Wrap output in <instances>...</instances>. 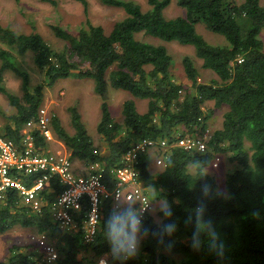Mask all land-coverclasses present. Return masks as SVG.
Listing matches in <instances>:
<instances>
[{
	"label": "trees",
	"instance_id": "obj_1",
	"mask_svg": "<svg viewBox=\"0 0 264 264\" xmlns=\"http://www.w3.org/2000/svg\"><path fill=\"white\" fill-rule=\"evenodd\" d=\"M77 1L87 16L88 2ZM99 1L123 10L126 17L110 33L89 20L76 33L51 27L65 43L59 51L36 31L19 34L0 23V93L17 111L1 135L19 142L24 124L37 116L44 102V90L72 76L93 81L94 93L102 100L97 132L106 154L95 145L76 108H70L74 135L67 133L56 116L54 132L72 159L87 165L100 163L111 187L109 171L121 167L126 154L141 141L172 144L210 129L214 112L206 110L208 103L224 109L221 128L212 131L205 153L171 148L157 176L149 171L148 154L139 157L146 194L166 200L172 215L166 217L162 210L160 222L152 215L143 221L140 226L147 235L132 258L121 259L123 251L112 247L106 237L114 210L110 200L102 205L100 230L90 245L83 241L81 228L72 233L59 229L49 211L55 195L47 193L41 213L9 193L8 202L0 203V234L19 226L47 236L59 254L54 264H97V259L108 254L110 264H264V0H175L184 16L172 19L166 12L174 0H146L148 11L131 0ZM199 24L224 38L225 44L207 42L197 31ZM138 35L192 47L203 70L213 78L202 82L197 62L186 56L179 71L188 83L176 81L172 74L175 60L167 48L138 40ZM27 55L43 76L35 87L19 62ZM6 72L21 79L22 96L7 89ZM109 87L144 100L147 111L140 114L135 101L128 100L122 107L123 123L116 122L108 102ZM37 137L39 145L47 148V142ZM221 155H227L235 168L226 177L224 191L207 171L211 159ZM130 211L116 212V218L123 219ZM168 223L176 225L172 235L161 231ZM213 234L222 250L212 249ZM9 253L0 264H47L39 251L28 253L13 245Z\"/></svg>",
	"mask_w": 264,
	"mask_h": 264
},
{
	"label": "rangeland",
	"instance_id": "obj_2",
	"mask_svg": "<svg viewBox=\"0 0 264 264\" xmlns=\"http://www.w3.org/2000/svg\"><path fill=\"white\" fill-rule=\"evenodd\" d=\"M54 3L51 4L46 0H20L17 4L14 0H0V23L4 27H9L13 31L19 34H30L32 31L39 33L49 44L56 50L63 49L65 43L58 39L51 27L58 26L65 30H71V32H78L81 27L85 25L89 20L93 25L100 26L110 33L114 25L122 21L126 14L123 10L118 8L107 7L101 4L99 0H86L88 2V15L84 5L77 0H51ZM142 6L144 11H148L150 8L146 0H131ZM166 15L169 19L184 16V11L178 6L176 1L167 9ZM197 31L201 34L207 42L212 45L225 44L224 38L217 36L209 32L203 24H199ZM264 40V33L261 35ZM138 40H142L154 45H162L167 48L169 54L174 58V66L172 69L173 77L176 81L186 83L183 73L179 71L182 68V60L184 57L189 56L197 62V68L200 73L203 74L202 82H208L213 77L202 68V61L195 58L193 48L190 46H184L178 42H164L155 38L145 37L143 35L137 36ZM19 62L22 64L24 70L31 75V84L33 87L38 86L43 81L37 71L34 70V65L29 55L19 58ZM188 83V82H187ZM4 84L7 89L17 95H21L22 81L10 72H6L4 75ZM45 98L42 104V108H45L49 115L53 118L56 116L61 126L69 133L74 135L72 127V119L70 108H76L83 124L85 125L89 135L92 137L96 146H101L102 154H106L103 141L101 140L97 127L101 119V98L94 93V83L91 80H78L74 76L60 80L54 87H48L44 90ZM128 100H134L137 110L140 114L146 112V103L144 100L134 99L133 96L124 90H117L109 87L110 110L112 117L118 123H123L122 107ZM213 110L211 114L210 131L221 128L223 120V110L214 109L212 103L207 104L206 110ZM17 114L16 109L10 104L8 99L0 93V134L3 129L11 124V118ZM200 135V134H199ZM54 151L64 152L71 155V152L67 149L62 141L56 137V143L51 146ZM161 151H153L151 157L147 158V163L150 171L157 176L163 170L162 166H156V160L163 158ZM218 168H215V161L211 159V164L207 171L216 177L219 188L221 191L225 189V180L227 175L235 168L229 161V157L221 155ZM192 172L195 171L194 166H190ZM148 194V192H147ZM154 202V211L152 216L156 222H160L159 213L160 209L159 201L154 197H151ZM37 233L32 229L16 226L4 234H0V261L6 260L10 253L9 249L13 245L23 247V250L29 252L39 251L41 254L43 251L40 249L37 242ZM143 236L140 239L137 252L140 251L143 243ZM55 245V244H54ZM88 256L92 257L91 254Z\"/></svg>",
	"mask_w": 264,
	"mask_h": 264
},
{
	"label": "built area",
	"instance_id": "obj_3",
	"mask_svg": "<svg viewBox=\"0 0 264 264\" xmlns=\"http://www.w3.org/2000/svg\"><path fill=\"white\" fill-rule=\"evenodd\" d=\"M38 134L48 145L56 143L52 117L45 108L25 124L19 142L0 134V203L6 204L8 194L12 193L32 211L41 213L46 193L55 195L49 205L53 221L66 233L81 228L83 241L88 245L97 239L102 205L106 200L112 202L118 214L126 209L138 210L140 225L153 214L154 202L140 180L138 164L141 155L159 150L166 152L172 147L202 154L206 152L212 135L208 129L195 137L178 138L172 144L150 139L141 141L126 154L121 167L109 171L114 184L111 187L104 180L105 169L100 163L85 166L69 154L44 148L38 143ZM219 162L217 158L216 168ZM157 165L164 166L163 159L158 160ZM37 242L43 251L44 262L54 264L59 257L55 245L45 235H38ZM109 258L108 255L102 256L97 264H110Z\"/></svg>",
	"mask_w": 264,
	"mask_h": 264
},
{
	"label": "clouds",
	"instance_id": "obj_4",
	"mask_svg": "<svg viewBox=\"0 0 264 264\" xmlns=\"http://www.w3.org/2000/svg\"><path fill=\"white\" fill-rule=\"evenodd\" d=\"M41 108H42V106L40 107V109ZM52 121H53V118H52ZM25 124L23 126V131H24V128H25ZM55 137H57L56 134H55ZM53 144L48 145V147L51 148V146ZM169 150H171V148ZM159 151L164 152L163 153V158H162L163 161H164V166H162V167L164 169V167H165V156H166V153L168 151H166V152L163 151V150H159ZM151 153L148 154V157H151V155H152ZM70 157H71V155H70ZM217 158H219V157H217ZM217 158H215L213 161L216 162V159ZM74 160L76 162H80L81 164H83L85 166L87 165V163H85L83 161H80L78 159H74ZM157 161L158 160H156V166H158L157 165ZM218 166H219V164H218ZM162 171L163 170H161V172ZM151 174L154 175L153 173H151ZM159 205H160V209H162L164 211L165 216L166 217H171L172 210H171V207L169 206L168 202L166 200H164V199H161L159 201ZM129 207H131V205H129ZM139 215H140V212L138 210H136V211H130L125 218L118 220L116 218V216H117L116 209H114L113 212H112V214H111V216H110V218H109V220L107 221L106 237L109 240L110 245L112 247L119 246V248L123 251V256L120 257L121 259H129V258L134 257L136 255V253H137V249H138V245L140 243L141 237L143 236V240H145V237L144 236L147 235V230L144 229V228L143 229L141 228V226L139 224V221L137 220V217ZM161 231H162V233H167L168 235H172L176 231V225L174 223L165 224L163 226V228H162ZM193 239H194V241L197 242L198 241V236H194ZM194 246H196V244ZM211 247H212V249L214 251H219V250H222V248H223L222 243H219L217 241V238L215 237L214 234H213V238H212ZM108 256L110 257L109 254H108Z\"/></svg>",
	"mask_w": 264,
	"mask_h": 264
},
{
	"label": "crops",
	"instance_id": "obj_5",
	"mask_svg": "<svg viewBox=\"0 0 264 264\" xmlns=\"http://www.w3.org/2000/svg\"><path fill=\"white\" fill-rule=\"evenodd\" d=\"M149 171H150V169H149ZM150 173H152V172L150 171Z\"/></svg>",
	"mask_w": 264,
	"mask_h": 264
}]
</instances>
